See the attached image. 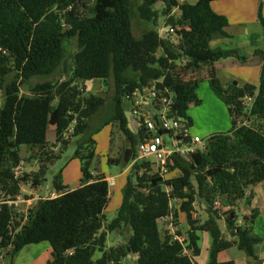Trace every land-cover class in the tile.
Segmentation results:
<instances>
[{
	"label": "trees",
	"instance_id": "1",
	"mask_svg": "<svg viewBox=\"0 0 264 264\" xmlns=\"http://www.w3.org/2000/svg\"><path fill=\"white\" fill-rule=\"evenodd\" d=\"M140 17L151 29L136 38L132 29V0H0V191L2 199H14L23 183L33 188L43 185L48 164L55 159L47 149L48 128H55V142L66 147L71 138L80 136L75 157L82 162L80 187L70 190L64 185L61 173L53 176V189L63 192L55 199H42L27 212L26 221L15 222L12 206L0 205V253L3 264H13L20 251L29 245L48 242L52 259L46 264H195L200 255L199 234L207 232L211 239L207 264L219 262L218 254L233 245L252 258L259 237L249 235L255 213L244 217L243 225L237 216L226 217L214 210L220 200L234 214L238 201L251 204L252 193L247 191L264 181V133L257 127L237 126L243 117L264 119V51L259 86L237 82L224 85L216 76L214 64L228 58H240L235 49L211 48L213 37H228L225 28L228 18L216 13L213 0H139ZM92 2V4H90ZM158 2L165 4L166 25L176 29L178 43L171 35L163 38L159 32V16L154 9ZM179 16L172 14L173 10ZM258 21L264 30L261 6ZM77 38L73 68L69 80L33 83L34 78L51 77L66 69L64 43ZM163 55L156 59L159 49ZM241 59V58H240ZM198 73L206 67L212 92L227 106L231 128L226 133L210 136L207 150L189 159L175 157L170 170L180 175L164 179L150 173L148 164L136 161L132 165L123 189V199L117 216L105 224V210L110 199V184L105 176L90 171L94 158L92 131L89 121L106 105L100 96H83L82 86L88 81L113 79L114 97L102 126L117 122L132 148L110 164L126 165L130 153L135 160V148L141 139L129 128L124 105L125 96L151 80L164 78L163 86L176 92V111L191 125L188 116L191 105L200 103L197 95L200 78L184 80L177 71ZM184 63V64H183ZM251 99L246 114L245 99ZM57 102V105L54 103ZM73 127L68 139L64 135ZM44 151L39 171L15 177L21 162V149ZM144 169V170H143ZM199 183L200 199L192 177ZM170 187L171 192L166 191ZM206 199V203L201 202ZM180 200L177 210L172 201ZM205 204L207 220L199 225L195 204ZM173 212L177 225L178 213L186 215L189 231L185 244L163 236L159 220ZM234 238L223 236L219 220ZM12 227V229H11ZM129 236L116 247L106 250L108 234L118 232ZM177 235L182 236L180 232ZM191 254H185L184 249ZM97 251L102 256L94 260Z\"/></svg>",
	"mask_w": 264,
	"mask_h": 264
},
{
	"label": "rangeland",
	"instance_id": "2",
	"mask_svg": "<svg viewBox=\"0 0 264 264\" xmlns=\"http://www.w3.org/2000/svg\"><path fill=\"white\" fill-rule=\"evenodd\" d=\"M92 4V2H90ZM141 4L139 0H132V10H133V19H132V29L134 36L136 38H140L145 31L151 29V24L145 20H143L138 11V7ZM157 7V9H155ZM154 9L158 12V22H159V32L162 34L163 29L167 26L166 20L167 16L164 14L165 4L163 2H158L154 5ZM176 10V11H175ZM172 14L177 16L179 11L174 9ZM162 30V31H161ZM163 36V35H162ZM174 44L178 43V37H174L173 40ZM65 46V54H66V69L64 71H60L54 76L51 77H36L32 80L35 83H41L45 81H60L64 82L69 80L72 68H73V59L72 56L77 50V38H71L66 40L64 43ZM163 55V50L160 48L158 52L155 54L156 59ZM177 64V71L181 72V77L184 80L190 79H198L202 78L199 82V88L197 90V95L200 99V103L197 105H191L190 110L188 112V116L192 120V130L195 134L199 135L203 138H209L214 133H226L231 128V119L229 116L227 106L221 101L216 95L214 97V93L211 90L209 79H205L204 77L207 76L205 69H201L196 74H191L189 71H181L179 67L181 64L179 62ZM184 64V63H183ZM83 89V96L89 97L90 95H96L104 98L106 100L105 107L89 121V131H92L93 138L95 140L94 145V158L91 162L90 171L91 173L96 176H105L109 177L110 183V199L108 205L105 210V221L104 223L107 225L112 222L113 219L117 216V212L121 206L122 199H123V189L127 182V178L130 172L127 170V166L120 164H110L109 160H116L122 158L125 155V152L130 149L129 142L125 134L120 130L119 124L117 122L111 123L107 126H102L101 119L105 118L110 111V107L112 104V100L114 97L115 85L112 78L107 81L102 80H93L88 81L83 84L81 81L78 82ZM2 101V96L0 92V105ZM246 110H249V107L252 104V100L245 99L243 101ZM57 105V102L54 103ZM124 105L129 108L128 103L125 101ZM247 124L250 126H254L262 130L264 133V119L259 118H250L247 120ZM81 137H73L70 140V144L66 147H62L55 142V130L53 127L48 128L47 132V149L54 153L55 156L59 155L58 159H55L52 164H48V171L45 175V181L42 185L43 192L47 190L51 191L53 189L52 180L53 176L61 173L63 182L69 188H76L80 184V180L82 178V162L79 158L75 157V153L78 149L77 141ZM55 150H53V149ZM37 148H25L22 147L21 153L22 158L25 160H31L34 158H38L40 166L42 163L40 162L41 158L44 157L43 153L38 151ZM133 153H130L128 159H130V163L132 162L131 158H133ZM32 167V166H30ZM39 169L37 171H39ZM24 174L32 175V171H25L23 168L21 170L20 177ZM180 175L179 171H173L169 174L167 179H172L178 177ZM23 189L32 190L33 187L31 183H23ZM42 192V193H43ZM44 194V193H43ZM23 197L25 199L29 198L27 193H23ZM220 201V200H218ZM221 202V201H220ZM36 204V203H35ZM34 204V205H35ZM180 202L174 201L172 202L173 210H177L178 205ZM33 205V206H34ZM246 199H242L237 202L236 207L234 208V214L228 213V209L213 206L214 210H221V214H227L226 217H233L237 216L239 220H244V217H249L247 214H244V210L247 208ZM25 208V207H24ZM195 211H196V218L199 221V225L204 223L208 218V210L205 204L196 203L195 204ZM181 213V212H179ZM178 213V221L177 226L179 229L180 234L187 235L189 231L186 215L182 214V219L184 223L180 221V214ZM24 214V213H23ZM182 224L187 225V228H183ZM163 227V226H162ZM161 227V233L163 236L168 234V231L165 230V227ZM178 232V230H177ZM129 231H126V235L123 236L118 232H112L108 234L107 243H106V250L121 245L124 240L127 239L129 236ZM203 245V244H202ZM102 256L100 251H97L94 255V260L99 259ZM127 260H123L122 264H127Z\"/></svg>",
	"mask_w": 264,
	"mask_h": 264
},
{
	"label": "crops",
	"instance_id": "3",
	"mask_svg": "<svg viewBox=\"0 0 264 264\" xmlns=\"http://www.w3.org/2000/svg\"><path fill=\"white\" fill-rule=\"evenodd\" d=\"M185 1L192 4L196 2V0ZM260 6L264 14V0L212 1L213 10L216 13L227 17L229 25L225 28L228 37H213L210 41L211 48L235 49L241 58H228L214 64L215 74L224 85L237 82L240 86L247 84L257 87L259 86L263 64L262 53L260 52L264 51V30L258 21ZM155 9H157V7H155ZM179 15L180 12L177 16ZM204 69L207 74L208 69L206 67H204ZM204 78L207 79V76ZM214 97H216L215 94ZM21 161L24 162L23 168L25 171H32V173H35L39 169L40 163L38 158L25 160L21 156ZM125 162L128 164L127 170L130 172V159H126ZM106 179L109 182L110 178L106 177ZM64 185L66 184L64 183ZM78 187H80V184ZM48 189L49 188L47 187L46 192H43L42 185L38 188H33L32 190L23 189L22 186L21 192L22 195L23 193H27L29 199L33 200L35 204L40 201V198L46 196ZM70 190H73V188H70ZM247 193H252V201L251 204H247L248 206L244 210V214L250 216L253 211L256 212V217L249 235L261 238V241L254 245V254L257 259L250 258L245 251L239 249L237 245H233L218 254L219 262L233 261L235 264H264V181L251 187ZM179 214L181 223H184L182 214ZM237 223L243 225L244 221L239 220ZM219 225L225 239L228 241L234 240L226 229L224 219L219 220ZM182 226L183 228H187V225L182 224ZM159 227L161 230L162 226L160 225ZM177 230L179 231L178 226ZM198 234L200 237V255L194 257V262L195 264H207L212 239L207 232H198ZM182 236L186 237V235ZM189 254L191 253L189 252ZM0 257H2L1 253ZM51 259L52 248L50 244L48 242H42L24 247L14 259L13 264H46L47 261ZM0 264H3V259H0Z\"/></svg>",
	"mask_w": 264,
	"mask_h": 264
},
{
	"label": "built area",
	"instance_id": "4",
	"mask_svg": "<svg viewBox=\"0 0 264 264\" xmlns=\"http://www.w3.org/2000/svg\"><path fill=\"white\" fill-rule=\"evenodd\" d=\"M168 35H171L173 40L176 37V29L170 27L167 31ZM163 81L164 78L151 80L147 85L136 88L132 93L126 95L125 101L129 105L128 112L132 117L129 127L135 134L141 136L135 148L136 159L132 160L131 167L136 161H144L148 164L150 173L158 174L167 179L172 172L169 165L173 158L189 159L197 153L206 151L210 137L203 138L193 132L192 125L181 117L175 109L176 92L172 88L163 86ZM246 114H249V110L246 111ZM248 119L249 117L239 119L237 126L247 125ZM72 132L73 127L64 135V139H68ZM57 144L60 145L59 142ZM23 166L24 162L21 161L15 169L16 178L20 177ZM171 190L170 187H166L168 193ZM0 194L2 195L1 191ZM62 194L63 192L55 189L48 190L46 196L40 200L55 199ZM1 195L0 205L12 206L15 210L14 218L11 221L12 226L19 221L23 224L27 219L28 210L34 205L33 200L25 199L22 192L14 199H2ZM174 201L181 203L180 200H173L172 202ZM215 206L222 207L219 201L215 202ZM222 208L229 210V207ZM160 225L165 227V230L173 236L174 240L185 244L186 237L177 235V225L173 212L161 218L159 220ZM184 253L189 254V251L185 248ZM0 259H3V256Z\"/></svg>",
	"mask_w": 264,
	"mask_h": 264
},
{
	"label": "water",
	"instance_id": "5",
	"mask_svg": "<svg viewBox=\"0 0 264 264\" xmlns=\"http://www.w3.org/2000/svg\"><path fill=\"white\" fill-rule=\"evenodd\" d=\"M169 28H170V26H166V27L163 29V33H162L163 38H167V31L169 30ZM126 115H127V119H128V121L131 123V121H132V117L130 116V112H127ZM192 179H193V186H194V188H195V192H196V194H197V197H196V198H197V200H198V199H200L199 183L196 181L195 176H193ZM201 202H202V203H206V199H205V198H201Z\"/></svg>",
	"mask_w": 264,
	"mask_h": 264
},
{
	"label": "flooded vegetation",
	"instance_id": "6",
	"mask_svg": "<svg viewBox=\"0 0 264 264\" xmlns=\"http://www.w3.org/2000/svg\"><path fill=\"white\" fill-rule=\"evenodd\" d=\"M129 147H130V149L132 148L131 143H129ZM126 152H127V151H126ZM126 152H125V155H126ZM125 155H124V156H125Z\"/></svg>",
	"mask_w": 264,
	"mask_h": 264
}]
</instances>
